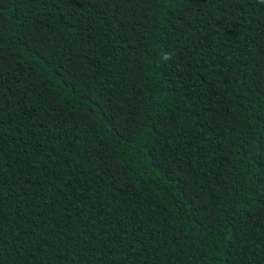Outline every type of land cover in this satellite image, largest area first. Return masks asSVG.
<instances>
[{"label": "trees", "instance_id": "trees-1", "mask_svg": "<svg viewBox=\"0 0 264 264\" xmlns=\"http://www.w3.org/2000/svg\"><path fill=\"white\" fill-rule=\"evenodd\" d=\"M0 264H264V0H0Z\"/></svg>", "mask_w": 264, "mask_h": 264}]
</instances>
